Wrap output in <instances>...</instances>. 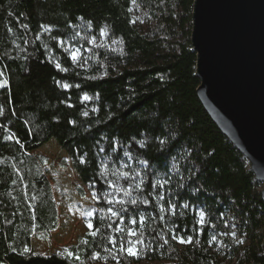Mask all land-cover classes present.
I'll use <instances>...</instances> for the list:
<instances>
[{"label":"trees","instance_id":"1","mask_svg":"<svg viewBox=\"0 0 264 264\" xmlns=\"http://www.w3.org/2000/svg\"><path fill=\"white\" fill-rule=\"evenodd\" d=\"M193 4L0 0V264H264L263 186L197 96ZM52 140L98 210L75 245L40 256L32 241L59 213L48 160L32 153ZM125 189L137 203L114 217ZM229 220L247 245L222 255ZM138 237L136 256L120 251Z\"/></svg>","mask_w":264,"mask_h":264},{"label":"water","instance_id":"2","mask_svg":"<svg viewBox=\"0 0 264 264\" xmlns=\"http://www.w3.org/2000/svg\"><path fill=\"white\" fill-rule=\"evenodd\" d=\"M197 96L264 197V0H194Z\"/></svg>","mask_w":264,"mask_h":264},{"label":"rangeland","instance_id":"3","mask_svg":"<svg viewBox=\"0 0 264 264\" xmlns=\"http://www.w3.org/2000/svg\"><path fill=\"white\" fill-rule=\"evenodd\" d=\"M140 13L135 14V20L138 23H142V14ZM89 41L93 46L100 44L92 39ZM67 49L71 57L73 51L77 53L76 62L80 60L81 49L72 46ZM32 155L45 157L48 160L44 169L51 184L59 213L57 230L48 236L34 238L32 251L36 255L51 256L61 253L64 248L75 245L78 238L91 231L92 228H89L88 225L98 209L92 193L79 179L68 155L54 140L33 152ZM81 191L84 192V197L81 196ZM222 234L228 240L227 243H223V241L218 243V247L223 250L222 255L226 253L225 248L231 252L235 248L239 249L247 245L245 236L241 234L233 220L225 222ZM178 240L176 243L180 247L190 244H181Z\"/></svg>","mask_w":264,"mask_h":264},{"label":"snow or ice","instance_id":"4","mask_svg":"<svg viewBox=\"0 0 264 264\" xmlns=\"http://www.w3.org/2000/svg\"><path fill=\"white\" fill-rule=\"evenodd\" d=\"M72 59H73V61H75L77 59V53L75 51L72 52ZM57 67H59V65H57ZM0 75H2V73H0ZM4 83H7V82L5 81ZM65 87H67V85H65ZM87 98L88 97H85V99H87ZM85 115H87V114L85 113ZM7 139L11 140L12 137L9 136V137H7ZM17 143H19V140H17ZM125 155H128V153H125ZM83 162L84 161L81 160V163H83ZM125 167H127V165H125ZM101 175H103V173H101ZM137 176H139V173H123V178L125 180H128L130 177L132 179H135V177H137ZM112 183L113 182H109V186H111ZM133 187H134V185L131 184V183H129L128 188L131 189ZM124 194L129 197V200L128 201H124V200L116 201L114 198L112 200H109L108 201V204L109 205H111L113 203H117V202L121 204V208L120 209H117V210H113V208L111 206H109L107 208V211L109 213H111V215L114 216V217L115 216H118L120 213L127 212V209L123 207L124 203H130L132 205H135L137 203V201L135 199H131V193L127 189H125ZM145 203H147V201H145ZM199 215H200V222L202 223L203 222V218H204V213L203 212H200ZM120 218L123 219L122 216ZM141 221H143V217H141ZM133 223H135V221H133ZM109 226H111V225H109ZM88 227L89 228H93V225L90 223L88 225ZM99 231H100V229L97 228L96 231H93L91 233V235L94 237V236H96L97 232H99ZM117 231H119V229H117ZM128 235H135V233L131 229H129L128 230ZM176 238L177 237H173V239H176ZM109 242L110 243H113V245H115V241H113V240L110 239ZM178 242L181 243V244L191 243L192 242V238L191 237H187V238H185V237H179ZM135 243H143V240L141 238H139V237L137 238V240L135 242L129 240V241H127V247L126 248H125V241L124 240H121V243H120V251L121 252L127 251L128 255H130V256H136L137 255V251L134 250V244ZM165 243H167V241H165ZM68 255L69 256H72L71 253H69ZM91 258L92 259H98L99 258V254L98 253L97 254H94ZM75 259H79V257H75Z\"/></svg>","mask_w":264,"mask_h":264}]
</instances>
